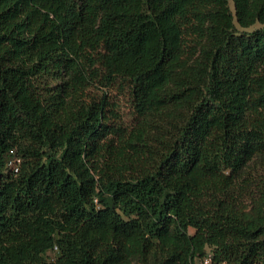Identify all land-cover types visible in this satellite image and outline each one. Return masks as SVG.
Instances as JSON below:
<instances>
[{"label": "trees", "instance_id": "1", "mask_svg": "<svg viewBox=\"0 0 264 264\" xmlns=\"http://www.w3.org/2000/svg\"><path fill=\"white\" fill-rule=\"evenodd\" d=\"M207 253L264 264V0H0V264Z\"/></svg>", "mask_w": 264, "mask_h": 264}, {"label": "rangeland", "instance_id": "2", "mask_svg": "<svg viewBox=\"0 0 264 264\" xmlns=\"http://www.w3.org/2000/svg\"><path fill=\"white\" fill-rule=\"evenodd\" d=\"M233 6V3L231 2ZM259 22L248 28H240L244 31H253L256 28L262 27ZM85 98H106L109 101V107L112 109L108 112L111 121L117 122L128 131L132 130L138 123L139 114L136 110L135 101L133 99L130 88L124 84L103 85L101 82L88 88L85 92ZM244 212L249 215L257 214V206L254 203H249L244 208Z\"/></svg>", "mask_w": 264, "mask_h": 264}, {"label": "built area", "instance_id": "3", "mask_svg": "<svg viewBox=\"0 0 264 264\" xmlns=\"http://www.w3.org/2000/svg\"><path fill=\"white\" fill-rule=\"evenodd\" d=\"M20 162H21L20 157L13 155V157L9 161V166L11 167V169H13L15 172H17L19 170V167H20ZM199 264H222V263L215 262V260L213 259L212 253H207L200 260Z\"/></svg>", "mask_w": 264, "mask_h": 264}]
</instances>
